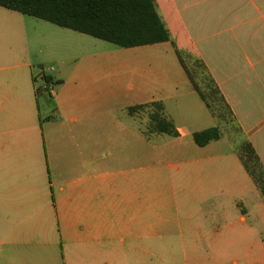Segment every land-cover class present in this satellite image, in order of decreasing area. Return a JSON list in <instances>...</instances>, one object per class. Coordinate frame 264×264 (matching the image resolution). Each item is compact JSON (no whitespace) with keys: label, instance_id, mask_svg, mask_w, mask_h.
<instances>
[{"label":"crops","instance_id":"crops-1","mask_svg":"<svg viewBox=\"0 0 264 264\" xmlns=\"http://www.w3.org/2000/svg\"><path fill=\"white\" fill-rule=\"evenodd\" d=\"M155 2L180 65L149 70L134 103L131 85L93 75L53 78L45 105L38 76L0 83V264H264V200L233 208L250 189L239 153L176 124L153 143L142 108L198 94L177 49L205 67L264 168V0Z\"/></svg>","mask_w":264,"mask_h":264},{"label":"rangeland","instance_id":"rangeland-1","mask_svg":"<svg viewBox=\"0 0 264 264\" xmlns=\"http://www.w3.org/2000/svg\"><path fill=\"white\" fill-rule=\"evenodd\" d=\"M185 59L212 108L211 110L207 108L199 94L190 95L191 87L188 86L187 89L179 90V97L163 102L164 106L162 105L163 110L160 111V115L173 124L185 126L188 130L219 127L222 135L220 144L225 147L221 153L226 154L234 150L237 154H241L246 142L241 136L232 114L220 96L216 94L208 73L197 60L187 55H185ZM179 65L177 56L169 44L121 48L0 7V83L22 81L21 77L25 76L31 85L33 84V75L38 76L37 85L43 92L40 98L41 105H45L47 100H51L50 93L57 87L55 84H48L47 77L55 80L66 79L74 74L103 77L107 79L105 82H110L109 85H113L119 90L124 89V94H127V88L131 85L133 90L128 92L126 98L130 103H134L136 88L140 85L143 86V83L146 87H154L153 82L149 79V70ZM23 70H25V75L22 73ZM146 72L147 79H144ZM166 87L163 88L164 91L172 94L171 86ZM144 111L148 118L147 129L148 134H152V142L158 145H166L171 142L172 138L168 135L156 134L154 130L150 115L154 111L158 112L155 107L146 108ZM214 144L219 143L214 142ZM168 156L169 154L166 153L162 155L161 164L164 166L172 163ZM229 170L230 166L228 165L226 172L228 177ZM162 172V179L165 182L173 175L170 170ZM257 173L261 177L260 168H257ZM242 178L243 182L250 185V189H245L248 186L244 185L242 195L235 201L233 199V208L247 211L260 210L264 197L244 166ZM238 202L240 206L237 205ZM231 203L232 201H227L228 206ZM248 221L252 225L263 228L260 215L248 216Z\"/></svg>","mask_w":264,"mask_h":264},{"label":"trees","instance_id":"trees-1","mask_svg":"<svg viewBox=\"0 0 264 264\" xmlns=\"http://www.w3.org/2000/svg\"><path fill=\"white\" fill-rule=\"evenodd\" d=\"M0 7L121 48L144 47L172 41L170 32L158 13L155 0H0ZM176 53L194 89L211 110V104L185 63L183 54L177 49ZM209 78L216 94L220 95L214 81L211 77ZM46 81L48 84L61 83V81L54 82L51 77H47ZM149 107H155L158 111L150 115L155 132L178 137L179 133L175 124L160 115V111L163 110L162 104L153 103L142 106V108ZM133 111L134 108L130 110L131 113ZM221 137L219 127L193 134L194 141L199 147H205L211 142L220 140ZM239 158L264 197V168L250 143H246ZM257 168L262 171L261 177L257 173Z\"/></svg>","mask_w":264,"mask_h":264}]
</instances>
